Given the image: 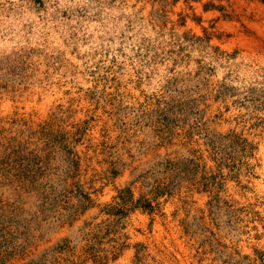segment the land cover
Returning <instances> with one entry per match:
<instances>
[{
  "label": "rangeland",
  "instance_id": "1",
  "mask_svg": "<svg viewBox=\"0 0 264 264\" xmlns=\"http://www.w3.org/2000/svg\"><path fill=\"white\" fill-rule=\"evenodd\" d=\"M263 25L0 0V264H264Z\"/></svg>",
  "mask_w": 264,
  "mask_h": 264
},
{
  "label": "bare ground",
  "instance_id": "2",
  "mask_svg": "<svg viewBox=\"0 0 264 264\" xmlns=\"http://www.w3.org/2000/svg\"><path fill=\"white\" fill-rule=\"evenodd\" d=\"M263 26H264V25H263ZM259 27H260V26H259ZM259 27H258V28H259Z\"/></svg>",
  "mask_w": 264,
  "mask_h": 264
}]
</instances>
